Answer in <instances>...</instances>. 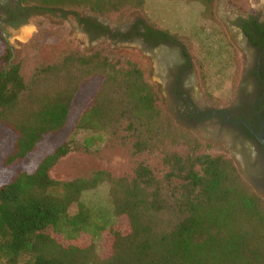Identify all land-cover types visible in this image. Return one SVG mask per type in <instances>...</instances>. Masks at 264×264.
I'll return each mask as SVG.
<instances>
[{"label": "trees", "instance_id": "1", "mask_svg": "<svg viewBox=\"0 0 264 264\" xmlns=\"http://www.w3.org/2000/svg\"><path fill=\"white\" fill-rule=\"evenodd\" d=\"M189 1L212 11L214 0ZM144 4L17 0L13 16L25 17L13 24L46 13L87 23L77 11L124 14ZM13 50L0 30V264H264V200L230 157L206 152L174 122L137 62L77 46L19 59ZM78 131L82 148L119 150L126 169L52 178ZM99 186L104 213L121 224L95 222L82 201Z\"/></svg>", "mask_w": 264, "mask_h": 264}, {"label": "flooded vegetation", "instance_id": "2", "mask_svg": "<svg viewBox=\"0 0 264 264\" xmlns=\"http://www.w3.org/2000/svg\"><path fill=\"white\" fill-rule=\"evenodd\" d=\"M219 7L218 0L215 10ZM17 0H0V26L15 28L24 19ZM219 19V12L216 13ZM76 25L92 43H110L139 51L152 64L150 80L161 107L182 129L200 139L206 149L227 154L239 173L264 200V10L225 16L226 31L240 58L235 85L220 101H212L202 84L190 45L171 29L149 22L139 13L112 24L95 14L80 15ZM102 28L96 29L94 24ZM1 30V28H0Z\"/></svg>", "mask_w": 264, "mask_h": 264}, {"label": "rangeland", "instance_id": "3", "mask_svg": "<svg viewBox=\"0 0 264 264\" xmlns=\"http://www.w3.org/2000/svg\"><path fill=\"white\" fill-rule=\"evenodd\" d=\"M215 3L216 0L211 6L210 15L206 13L204 6L189 0H145L142 8L131 9L124 14L99 15L89 10L77 12L80 15L95 14L112 24L122 23L131 14L139 13L149 22L176 32L174 33L176 37H180L190 45L208 98L212 101H220L226 97L228 91H231L232 85H235L240 69V58L235 45L229 39L223 17H233L243 11L264 10V0H218L219 19L216 15ZM74 16L69 14L63 18L59 13H46L29 17L16 28L9 26H0V28L14 48L13 59H19L27 54L36 57L39 52L42 57H50L57 50L77 46L85 52L100 50L113 59L135 61L143 69L146 78L150 80L149 77L154 76L151 60L134 48H126L110 43L108 40L90 43L76 25ZM22 25H34L37 30L33 32L31 28L22 29ZM36 46L39 51L32 52L31 50ZM85 136L86 133L83 131L73 135L72 149L49 170L52 178L66 181L78 175L87 174L93 169H108L116 174L126 169V159L119 150H106L102 146L91 148L94 150L82 148L81 143ZM202 144L203 150L210 154H217L222 150L216 147L206 149L203 142ZM50 148V143L45 141L40 150L44 154ZM37 160L38 157H33L30 166H34ZM152 164L156 166L155 170L160 174L162 169L160 165L156 161ZM81 199L92 209L95 222H100L101 217H105L106 227L116 223L121 224L119 220H114L113 217L104 213V209H109V206L106 189L103 186L83 193ZM89 232L94 241L101 238L96 229L91 228Z\"/></svg>", "mask_w": 264, "mask_h": 264}, {"label": "clouds", "instance_id": "4", "mask_svg": "<svg viewBox=\"0 0 264 264\" xmlns=\"http://www.w3.org/2000/svg\"><path fill=\"white\" fill-rule=\"evenodd\" d=\"M21 28H31L33 32H35L37 29L34 25H22Z\"/></svg>", "mask_w": 264, "mask_h": 264}, {"label": "water", "instance_id": "5", "mask_svg": "<svg viewBox=\"0 0 264 264\" xmlns=\"http://www.w3.org/2000/svg\"><path fill=\"white\" fill-rule=\"evenodd\" d=\"M13 57H14V53L12 52L11 59H13Z\"/></svg>", "mask_w": 264, "mask_h": 264}]
</instances>
